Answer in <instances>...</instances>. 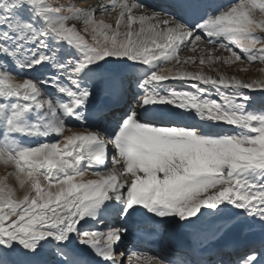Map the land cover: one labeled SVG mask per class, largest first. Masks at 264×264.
Listing matches in <instances>:
<instances>
[{
	"label": "snow or ice",
	"instance_id": "obj_1",
	"mask_svg": "<svg viewBox=\"0 0 264 264\" xmlns=\"http://www.w3.org/2000/svg\"><path fill=\"white\" fill-rule=\"evenodd\" d=\"M238 62L264 72V0H0V264H264V78ZM165 224L167 255L124 247Z\"/></svg>",
	"mask_w": 264,
	"mask_h": 264
},
{
	"label": "rangeland",
	"instance_id": "obj_2",
	"mask_svg": "<svg viewBox=\"0 0 264 264\" xmlns=\"http://www.w3.org/2000/svg\"><path fill=\"white\" fill-rule=\"evenodd\" d=\"M86 3H96V0H85ZM139 2L155 7V2H153V0H139ZM235 2V0H216L217 4H223V5H228L229 3H233ZM99 18V17H98ZM106 20V22H113L111 21L109 18L105 17L104 18ZM203 46V45H202ZM227 53H225L226 55ZM182 55L184 56H188L191 55L190 52H183ZM261 66L260 65H249L247 63H237L236 65H232L231 67H225L224 71L228 74V75H235L238 78L241 79H245V80H250V79H260V78H264V72H260L259 68ZM243 68H247L248 71H242L241 69ZM188 69L191 71H196L199 70V66L196 64H192L188 66ZM205 71H207V69H205ZM175 82V81H173ZM186 87V86H185ZM83 131V130H81ZM0 175H4V170H3V166L0 165ZM89 179H95L96 177L89 175L88 177ZM88 227H94L96 225L89 223L87 224ZM164 226V225H163ZM86 227V226H85ZM168 227H172V225H169ZM173 228V227H172ZM159 231H162L163 229L158 228Z\"/></svg>",
	"mask_w": 264,
	"mask_h": 264
},
{
	"label": "bare ground",
	"instance_id": "obj_3",
	"mask_svg": "<svg viewBox=\"0 0 264 264\" xmlns=\"http://www.w3.org/2000/svg\"><path fill=\"white\" fill-rule=\"evenodd\" d=\"M173 227V228H172ZM172 227H171V229L174 231V232H177V231H180L181 229L179 228V226H177V225H172ZM142 235H143V237H146V235L144 234V233H142ZM233 236V238L235 239V240H237V239H239V237H238V235L236 234V233H233L232 234Z\"/></svg>",
	"mask_w": 264,
	"mask_h": 264
}]
</instances>
